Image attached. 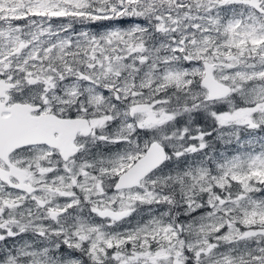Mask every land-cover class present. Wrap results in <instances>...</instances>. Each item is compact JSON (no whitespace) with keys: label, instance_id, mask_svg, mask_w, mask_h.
<instances>
[{"label":"snow or ice","instance_id":"6c2138e0","mask_svg":"<svg viewBox=\"0 0 264 264\" xmlns=\"http://www.w3.org/2000/svg\"><path fill=\"white\" fill-rule=\"evenodd\" d=\"M0 264H264V0H0Z\"/></svg>","mask_w":264,"mask_h":264}]
</instances>
